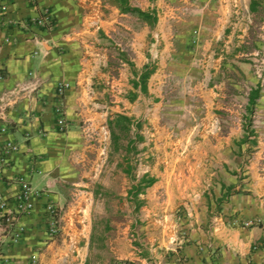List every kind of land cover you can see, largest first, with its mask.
<instances>
[{
  "label": "crops",
  "instance_id": "obj_1",
  "mask_svg": "<svg viewBox=\"0 0 264 264\" xmlns=\"http://www.w3.org/2000/svg\"><path fill=\"white\" fill-rule=\"evenodd\" d=\"M260 53L264 0H0V191H41L0 264H264Z\"/></svg>",
  "mask_w": 264,
  "mask_h": 264
},
{
  "label": "built area",
  "instance_id": "obj_2",
  "mask_svg": "<svg viewBox=\"0 0 264 264\" xmlns=\"http://www.w3.org/2000/svg\"><path fill=\"white\" fill-rule=\"evenodd\" d=\"M31 1L35 2L36 0ZM31 24L38 25L45 30H51L54 26L52 12L48 8H43L31 20ZM21 25L22 27H27L28 23L22 22ZM259 56H261L264 63V53H260ZM256 70L259 71L261 69L256 68ZM68 86L67 82H58L55 85L54 114L55 123L59 130L66 127L65 91ZM7 130V123L1 122L0 136L5 135ZM17 149L18 143L13 139L3 137L0 140V176L3 175L5 168L10 164L12 155ZM11 180L17 183L18 189L11 195H5L0 191V243L3 242L5 236L13 243H17L21 239L25 228L23 224L18 223V218L21 215H27L32 212L36 200L41 196V191L31 186L26 175H17L11 178ZM44 208L49 215V235H55L60 227L61 208L51 201H47ZM2 257L3 261L1 264H13L8 257Z\"/></svg>",
  "mask_w": 264,
  "mask_h": 264
},
{
  "label": "rangeland",
  "instance_id": "obj_3",
  "mask_svg": "<svg viewBox=\"0 0 264 264\" xmlns=\"http://www.w3.org/2000/svg\"><path fill=\"white\" fill-rule=\"evenodd\" d=\"M101 198H102L101 195L94 197V202H93L94 206H96L97 204H99L101 202ZM105 230L106 229L103 228L101 225H99L97 227V229H96L97 234H96L95 244H94L93 249L91 250L93 253H98V252H102L103 251V246H101V242H102L101 240H102L103 232Z\"/></svg>",
  "mask_w": 264,
  "mask_h": 264
},
{
  "label": "trees",
  "instance_id": "obj_4",
  "mask_svg": "<svg viewBox=\"0 0 264 264\" xmlns=\"http://www.w3.org/2000/svg\"><path fill=\"white\" fill-rule=\"evenodd\" d=\"M127 10H131V11H136V12H139V13H143V11H140L139 9L135 8V7H127ZM257 90V89H256ZM257 95V92L253 95V98L251 97V103L254 102V97H256ZM150 181V180H148Z\"/></svg>",
  "mask_w": 264,
  "mask_h": 264
}]
</instances>
